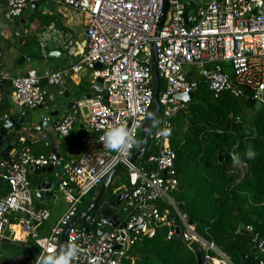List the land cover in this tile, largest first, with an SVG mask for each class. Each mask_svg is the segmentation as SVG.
Returning <instances> with one entry per match:
<instances>
[{
    "label": "built area",
    "instance_id": "2783aa9c",
    "mask_svg": "<svg viewBox=\"0 0 264 264\" xmlns=\"http://www.w3.org/2000/svg\"><path fill=\"white\" fill-rule=\"evenodd\" d=\"M44 1L3 0L11 19H20L27 6ZM54 2L83 17L86 46L63 38V47L77 63L67 70L41 74L30 69L25 75L11 79L12 104L15 109L46 107L47 102L54 99L41 87L40 80L45 79L48 86L60 87L64 78L75 77L85 65L101 66L94 78L95 81L102 79V88L93 86V96L78 101L54 126L55 132L66 138L82 109L89 111L81 139L83 152L76 160L64 162L61 169L60 194L55 200L66 203L67 210L47 238L38 237L36 230L48 221L50 214L35 206L28 179L35 168L54 164L52 156H36L32 152L33 143L44 141L48 145L47 136H33L29 138L30 144L22 139L18 147L14 143L7 159L0 148V180L10 187L8 195L0 198V239L5 238L7 230L19 227L20 233L38 247L37 260L39 256H54L64 229L79 215L82 199L98 189L122 164L128 174L126 205L132 208L125 227L109 228L102 218L96 221L88 215L83 220L87 227L80 229V222L67 232L65 246L73 243L79 249L71 264H120L121 257L138 238L154 236L159 227L168 229L167 240L181 237L189 247H201L203 264H232L213 244L196 234L194 226L188 225L179 207L169 198L178 186L176 156L168 148L167 136L161 133L170 127V119L187 106L176 95H194L199 80L208 85L214 98L224 93L243 97L241 90L247 88L251 97L264 107V0H201L195 3L194 12L187 19L186 3L168 0L167 18L157 38L155 30L163 11V0ZM59 34L50 26L39 38L42 50L54 35L62 40ZM153 48L156 71L164 87L158 93L160 113L154 126L155 135L149 139L154 142V151L148 163L154 168L147 172L144 166L133 165L130 160L152 108ZM1 69L0 54V77ZM104 90L106 103L101 95ZM2 97L0 90V101ZM112 126L127 130L130 148L116 151L104 147L102 138ZM159 201L172 205L183 230L175 226L167 210L160 211ZM136 211L140 214L136 215ZM146 220L151 223L149 231ZM256 255H264V239H258ZM259 264H264V260L260 259Z\"/></svg>",
    "mask_w": 264,
    "mask_h": 264
},
{
    "label": "trees",
    "instance_id": "16d2710c",
    "mask_svg": "<svg viewBox=\"0 0 264 264\" xmlns=\"http://www.w3.org/2000/svg\"><path fill=\"white\" fill-rule=\"evenodd\" d=\"M37 17L42 20L41 27L51 23L42 13L35 12L26 29ZM34 40L29 36L19 38L21 42ZM163 87L160 82L159 91ZM7 101V98L0 101V112L11 109ZM169 128L167 145L176 156L178 180L169 198L174 205L183 206L181 213L193 224L196 234L213 244L232 264H259L256 256L250 254L252 237L238 233V229L247 227L253 237L264 239V107L255 111L247 107L244 97L236 98L230 93L214 98L208 85L199 80L194 100L170 119ZM17 143L15 141L16 146ZM249 150L256 153L252 159L247 156ZM150 155L145 153L138 161L147 172L154 168L148 163ZM235 156L239 157V163ZM113 188L109 187L108 195H112ZM9 192V185L0 180V198ZM89 205L90 202L83 203L78 213ZM157 207L160 211L167 210L171 221L183 230L170 203L159 201ZM91 217L100 220L97 209ZM87 225L83 221L78 227L82 229ZM167 233V228L159 227L154 236L138 238L121 257L120 264H198L196 245L189 247L181 237L167 240ZM30 245L39 250L34 241ZM2 246H6L7 251L4 250L2 256L0 250V264L21 256L20 250L23 256L30 252L19 245Z\"/></svg>",
    "mask_w": 264,
    "mask_h": 264
},
{
    "label": "crops",
    "instance_id": "0c3cea01",
    "mask_svg": "<svg viewBox=\"0 0 264 264\" xmlns=\"http://www.w3.org/2000/svg\"><path fill=\"white\" fill-rule=\"evenodd\" d=\"M192 2L197 3L195 1ZM36 12L42 13L45 18H49L51 23L46 27H41L42 20H39V17H37L30 23L29 28L26 29L25 35L27 37H34L35 40L31 41L32 43L30 41L21 42L11 30V27L8 25L9 18L5 9V4L3 0H0V54L2 57V76L0 77V81H4L0 90L3 93L2 99L7 98V102L11 105V109L8 112H0V122L1 120L10 117H14L16 120H18L21 115L20 110L15 109L14 105L12 104L11 87L7 84V81H11V79L15 77L25 75L30 69H35L39 74H41L44 71L56 72L67 70L74 66L77 63V59L69 56L67 50L63 47V38H69L71 41H73V43L80 44L83 47L86 46V39L84 35L85 20L81 15H79V13L56 4L54 0H45L44 2L38 3V10ZM50 26H53L60 32V34L57 36L62 38V40L56 39L54 35V37L52 36L53 39L47 41L45 49L42 50L40 47L39 38H41V35L44 34ZM28 42L31 44L26 45ZM52 51H61L62 55L59 57L56 56L49 58V53ZM43 52L46 54V56L43 54ZM21 57L24 58V61L19 63V59ZM96 71L99 70L90 68V65H85L75 77L68 76L64 78L63 84L60 87H54V89L49 93V95H51L54 99L52 102H47L46 107H42L41 110H31L34 123L45 120L51 121L52 126L44 129L42 132L35 130V124H32L30 129L23 127V130L17 134L10 131L8 137L11 139V142L9 144L4 143L2 152L7 147H10L11 149L15 147V141H20L23 139L25 140L26 144H30L29 138L43 134L46 136H52V139L54 140L57 147V153L59 154L62 161L70 162L76 160L83 152L81 139L85 132L86 117L89 115L88 109H82V112L77 116L75 124L73 125V129L68 137H60L55 132L54 126L64 115L71 112L72 108L78 101L85 97L88 98L93 96V86H95L94 83L96 82L94 73ZM31 148L33 154L36 156H52L50 153L49 141L48 145L44 141H38L33 143ZM8 154L7 156L9 157ZM60 173L61 171L36 174L33 170L28 174L29 182L31 181L35 184V187L31 185L32 197L35 206L39 209L47 210L50 214L48 221L40 225L36 230L38 237L40 238H47L50 235V230L57 225L67 210L66 203L61 200H55V196L60 194ZM43 181H49L51 185L47 190H42V196H37V188ZM110 186L112 187V181ZM108 191L109 188L105 194L106 198L111 196L108 195ZM50 192L53 193V196L49 195ZM127 192L128 188H126L125 192L123 193ZM97 193L98 189H95L89 193V195L82 199L81 205L86 202H90L91 204ZM111 193L112 195L115 193V188L112 189ZM121 204L126 205V200ZM3 240L7 241V243L0 242L2 256L3 254L5 255L4 250L7 251L6 246H2V244L9 246L19 245L30 250L27 255L23 256V254L20 253L21 256L6 264H19L20 262L25 263L33 258L32 250L26 246H31L30 242L33 240L22 235L20 233L19 227H13L12 229L7 230ZM35 251L37 254L40 253L39 250Z\"/></svg>",
    "mask_w": 264,
    "mask_h": 264
},
{
    "label": "water",
    "instance_id": "95a60500",
    "mask_svg": "<svg viewBox=\"0 0 264 264\" xmlns=\"http://www.w3.org/2000/svg\"><path fill=\"white\" fill-rule=\"evenodd\" d=\"M187 10L185 12V18L187 19L188 16L192 15L195 9V3L192 1L186 2ZM38 10V4L32 3L24 10L22 16L20 19H11L8 20V25L11 27V30L14 32L15 36L18 38H24L26 35V25L28 21L31 19L32 15ZM169 10V3L168 0H163V11L162 14L158 20L156 30H155V37H158V34L160 32V29L162 28L163 24L166 21L167 14ZM61 51H52L49 53V58L61 56ZM24 61V58L21 57L19 59V63H22ZM151 72H152V89H153V101H152V108L148 115V118L146 122L144 123L143 127L140 130L139 140H138V148L136 152L133 154L130 162L133 165H136L138 161L144 156L145 153H152L154 151V142L149 143V139L155 135V129L154 126L156 125V122L159 117L160 113V107L158 102V93H159V85L160 81L158 78V74L156 71V57H155V51L154 48L152 50V59H151ZM90 68H93L95 70H100L101 66L97 64L90 65ZM190 78L191 76H187ZM4 81H0V89L3 85ZM7 84L11 87V81H7ZM40 85L42 88L46 90V92L49 94L54 87L48 86L47 81L45 79L40 80ZM95 86H98L99 88H102V79H97L94 83ZM5 88V87H4ZM243 97L246 100L247 107L253 108L255 111H259L262 109V106L259 102H256L251 96V92L247 88H242L241 90ZM101 95L104 98V102L106 103L107 96L106 91H102ZM176 98L181 101L183 104H190L194 100V95L192 94H177ZM72 106V105H70ZM42 107H38V110H41ZM21 115L18 120H16L14 117L6 118L4 120H1L0 122V148L2 149L4 143H10L11 139L8 137L9 132L19 133L23 130V127H26L28 129L31 128L32 124H35V130L38 132H42L44 129L51 127L52 122L51 121H37L34 123L33 117L31 115V110L21 107L19 108ZM47 139L50 143V153L52 155V161L53 165L47 167V168H35L34 172L36 174H45L46 172L52 173V172H58L61 171L62 166L64 164V161L60 159L59 154L57 153V147L55 145L54 140L52 139L51 135H47ZM10 147H7L3 152L2 156H6L8 152L10 151ZM235 160L237 163H239V157L235 156ZM126 167L122 164L118 165L109 176L106 177L102 185L98 188V193L95 197V199L92 201V203L88 206L86 210L81 212L70 224L69 227L65 228L61 237H60V247L59 250L55 255H57L62 246H65L66 242V235L68 230L71 227L76 226L80 222H82L88 215H90L94 210H98L99 217L104 220V224L106 227L109 228H124L127 221V216L130 212H132V208L127 205H122L121 203L124 202L128 194L123 193L121 196L117 197L115 194L111 195L110 197L105 196L107 189L109 188L111 181L113 177L122 169H125ZM61 175V173H60ZM51 183L49 181H43L41 185L37 188V196H42L43 192L42 190H47L50 187ZM50 196H53V193H49ZM179 209L181 212H183V206H179ZM136 215L140 214V211L135 212ZM188 225H193L190 221H187ZM146 226L148 228V231L151 229V223L149 220H146ZM179 233V231H177ZM238 233L242 235H246L248 237H252V243H251V251L250 254L256 256L257 259L264 260V255H256V248L258 244V238L253 237L252 232L244 226H240L238 229ZM0 242L7 241L0 239ZM28 246L33 253V258L24 264H34L37 260V252L29 245ZM119 248V247H118ZM194 252L196 255V258L198 260V264H203L204 261V253L201 247L196 246L194 248ZM247 257V255H245Z\"/></svg>",
    "mask_w": 264,
    "mask_h": 264
},
{
    "label": "clouds",
    "instance_id": "9594fccd",
    "mask_svg": "<svg viewBox=\"0 0 264 264\" xmlns=\"http://www.w3.org/2000/svg\"><path fill=\"white\" fill-rule=\"evenodd\" d=\"M161 134L168 136L171 134V129L166 128L162 130ZM102 139L104 147L110 150L123 151L132 146L129 142L130 137L127 130L119 126L110 127ZM255 155L256 153L251 150L247 152L249 159L254 158ZM78 251L79 249L75 244L68 243L66 246L61 247L57 255L39 256L37 264H71L72 259L77 255Z\"/></svg>",
    "mask_w": 264,
    "mask_h": 264
},
{
    "label": "rangeland",
    "instance_id": "374dc122",
    "mask_svg": "<svg viewBox=\"0 0 264 264\" xmlns=\"http://www.w3.org/2000/svg\"><path fill=\"white\" fill-rule=\"evenodd\" d=\"M182 1H188V0H182ZM195 2H200L201 0H192ZM140 135V132H139ZM112 187L115 188V195L117 197L121 196L123 192H125L126 188H128V174L125 169L120 170L113 178L112 180ZM88 199V197H87ZM18 253H21V250L18 251Z\"/></svg>",
    "mask_w": 264,
    "mask_h": 264
}]
</instances>
